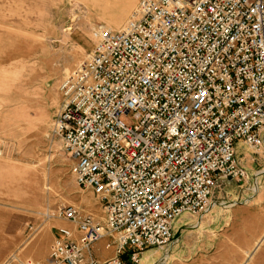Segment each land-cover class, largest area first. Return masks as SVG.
Instances as JSON below:
<instances>
[{"label":"built area","instance_id":"2783aa9c","mask_svg":"<svg viewBox=\"0 0 264 264\" xmlns=\"http://www.w3.org/2000/svg\"><path fill=\"white\" fill-rule=\"evenodd\" d=\"M59 84L51 134L70 171L102 205L47 217L55 227L41 262L11 253L1 264H136L167 250L183 214L211 207L218 179L245 178L240 141L263 145L264 0H138ZM113 254L94 255V245Z\"/></svg>","mask_w":264,"mask_h":264},{"label":"rangeland","instance_id":"374dc122","mask_svg":"<svg viewBox=\"0 0 264 264\" xmlns=\"http://www.w3.org/2000/svg\"><path fill=\"white\" fill-rule=\"evenodd\" d=\"M130 1L0 0V264L13 252L43 262L55 227L72 228L47 217L60 206L103 217L51 123L62 77L92 48L97 25L122 26ZM235 159L245 178L218 179L209 210L181 215L167 251L145 249L136 264H264V138L258 150L237 143Z\"/></svg>","mask_w":264,"mask_h":264},{"label":"crops","instance_id":"0c3cea01","mask_svg":"<svg viewBox=\"0 0 264 264\" xmlns=\"http://www.w3.org/2000/svg\"><path fill=\"white\" fill-rule=\"evenodd\" d=\"M132 1V0H131ZM130 1V2H131ZM261 134H262V137H263V134H264V129L261 131ZM264 138V137H263ZM237 143H239V144H242L240 141H238V142H236V144ZM236 144H235V154H236ZM243 145V144H242ZM244 146V145H243ZM179 219V218H178ZM104 242H105V240H103ZM104 242H103V244H102V247H99L98 246V242L94 245V255L97 257V258H99V259H103V258H105V257H107V256H110L111 254H113V252H112V250H110L109 248H107V247H105L104 246ZM99 248H101V250L99 249ZM152 250L154 251V252H157V253H159L158 251V249H155V248H152ZM167 251V250H166ZM166 255H167V253H166ZM165 255V256H166ZM154 262V261H153Z\"/></svg>","mask_w":264,"mask_h":264},{"label":"water","instance_id":"95a60500","mask_svg":"<svg viewBox=\"0 0 264 264\" xmlns=\"http://www.w3.org/2000/svg\"><path fill=\"white\" fill-rule=\"evenodd\" d=\"M179 236V233L178 232H175L174 234H173V238H177Z\"/></svg>","mask_w":264,"mask_h":264}]
</instances>
